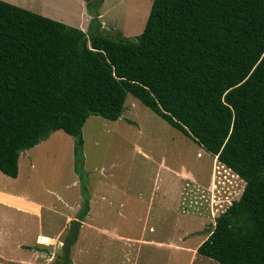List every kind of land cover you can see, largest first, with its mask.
<instances>
[{
    "label": "trees",
    "instance_id": "obj_1",
    "mask_svg": "<svg viewBox=\"0 0 264 264\" xmlns=\"http://www.w3.org/2000/svg\"><path fill=\"white\" fill-rule=\"evenodd\" d=\"M103 2L87 0V32L0 0V171L63 130L82 176L84 124L132 94L245 181L197 253L264 264V0H153L135 37L95 31Z\"/></svg>",
    "mask_w": 264,
    "mask_h": 264
},
{
    "label": "rangeland",
    "instance_id": "obj_2",
    "mask_svg": "<svg viewBox=\"0 0 264 264\" xmlns=\"http://www.w3.org/2000/svg\"><path fill=\"white\" fill-rule=\"evenodd\" d=\"M5 1L87 32L92 20L87 0ZM152 3L104 0L99 9L102 27L99 30L97 22L92 27L102 35L135 37L143 31ZM83 140L82 176L75 168L76 139L63 130L39 142L44 141L41 147L21 152L16 178L0 171V187L43 204L42 220H28L25 236L33 240L41 226V233L56 239L42 253L46 264L62 262V245L73 224L63 232L59 229L66 215L81 220L77 216L86 199L90 211L72 246V264H218L197 249L216 218L240 198L245 181L239 175L132 94L120 119L89 117ZM45 188L56 189L61 197ZM15 197L4 195L2 200L25 204L8 200L19 201ZM6 237H1L2 244L10 245ZM17 237V232L11 233V239ZM0 264L28 263L0 259Z\"/></svg>",
    "mask_w": 264,
    "mask_h": 264
},
{
    "label": "crops",
    "instance_id": "obj_3",
    "mask_svg": "<svg viewBox=\"0 0 264 264\" xmlns=\"http://www.w3.org/2000/svg\"><path fill=\"white\" fill-rule=\"evenodd\" d=\"M42 145H44V141L38 144L36 147H41ZM19 160L21 161V156ZM31 166L33 167L34 163H32ZM19 173H20V166H19ZM73 183L78 184V180H75ZM45 189L50 193L53 194L56 193L59 198L61 197L60 193L56 191V189H52V188H45ZM4 195H8L10 197H13L14 199H16L15 196H17V199L19 201L17 200L15 201L13 199H8V200L10 202H17L18 204L20 202L25 204L22 206L20 205L17 206L16 204L6 203L5 201L2 200ZM42 209H44L43 204H41L35 199H30L24 193L15 192L5 187H0V259L8 260L12 263L26 262L28 264H46L45 258L42 257V253H44V251H46L48 248L46 245H42L38 242V237L40 235H43V233H41V226H39L38 230L35 231L36 237L33 240L30 241L28 237L25 236L29 232L28 225L30 223L28 222V220L32 222L33 221L32 217H37L35 221L36 222L41 221ZM222 212H224V210ZM71 219L72 216L66 215L65 222L62 225V227L59 229L61 230V232H63L69 226V223H71L72 221ZM86 223L89 226L95 228V230L99 229V231H102L103 234L109 233V230L103 227H100L98 225L96 226L89 222ZM16 232L18 237L16 239H11L10 238L11 233H16ZM4 235L8 236L6 237L5 241H8L10 245L6 243L4 245L2 244L1 237H3ZM116 236L120 237L118 235ZM8 239H10V241ZM55 240L56 239L52 238L50 241L53 243L55 242ZM11 247H13V249H11ZM24 247H28V251ZM2 248H8L11 251H7V249L3 250ZM23 250H26L27 252H22Z\"/></svg>",
    "mask_w": 264,
    "mask_h": 264
},
{
    "label": "water",
    "instance_id": "obj_4",
    "mask_svg": "<svg viewBox=\"0 0 264 264\" xmlns=\"http://www.w3.org/2000/svg\"><path fill=\"white\" fill-rule=\"evenodd\" d=\"M105 27L107 26L105 25ZM82 226H83V222L81 220L74 219L73 227L70 230L69 236L62 245L63 254H64L62 262H57L56 264H69L71 262V258H70L71 249H72L73 244L78 240V236H79Z\"/></svg>",
    "mask_w": 264,
    "mask_h": 264
},
{
    "label": "built area",
    "instance_id": "obj_5",
    "mask_svg": "<svg viewBox=\"0 0 264 264\" xmlns=\"http://www.w3.org/2000/svg\"><path fill=\"white\" fill-rule=\"evenodd\" d=\"M52 238L53 237L43 234L38 237V242L44 245H49L52 244V242L50 241Z\"/></svg>",
    "mask_w": 264,
    "mask_h": 264
},
{
    "label": "clouds",
    "instance_id": "obj_6",
    "mask_svg": "<svg viewBox=\"0 0 264 264\" xmlns=\"http://www.w3.org/2000/svg\"><path fill=\"white\" fill-rule=\"evenodd\" d=\"M225 166V165H224ZM74 221V220H73ZM50 237H52V236H50ZM41 244V243H40ZM42 245H44V244H42ZM49 245H52V244H49ZM46 246H48V245H46Z\"/></svg>",
    "mask_w": 264,
    "mask_h": 264
}]
</instances>
